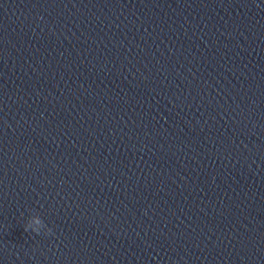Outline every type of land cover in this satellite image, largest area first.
<instances>
[{
    "label": "water",
    "instance_id": "obj_1",
    "mask_svg": "<svg viewBox=\"0 0 264 264\" xmlns=\"http://www.w3.org/2000/svg\"><path fill=\"white\" fill-rule=\"evenodd\" d=\"M0 264H264V0H0Z\"/></svg>",
    "mask_w": 264,
    "mask_h": 264
}]
</instances>
